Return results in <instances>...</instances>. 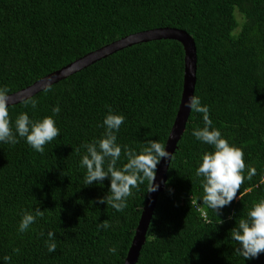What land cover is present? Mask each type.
Instances as JSON below:
<instances>
[{
	"label": "trees",
	"instance_id": "obj_1",
	"mask_svg": "<svg viewBox=\"0 0 264 264\" xmlns=\"http://www.w3.org/2000/svg\"><path fill=\"white\" fill-rule=\"evenodd\" d=\"M159 26L193 36L195 96L209 106L213 127L243 149L245 179L219 216L202 203V178L195 169L212 147L192 136L204 124L202 114L191 111L136 264H264V252L245 261L230 238L236 223L264 198V0H0V87L19 91L104 44ZM184 70L181 42L153 40L79 69L49 85L51 91H38L27 98L37 100L35 109L24 105L26 99L9 105L14 126L22 112L41 119L59 104L60 134L44 153L24 138L0 143V264L124 263L147 181L133 189L123 211L99 203L110 180L84 185L81 145L103 134L109 108L126 117L118 143L137 151L149 140L166 144ZM123 163L122 153L117 166ZM249 166L256 170L250 179ZM38 207L44 215L19 232L23 213ZM104 220L111 224L107 230L97 227ZM49 230L56 235L52 253ZM5 255L11 256L7 262Z\"/></svg>",
	"mask_w": 264,
	"mask_h": 264
},
{
	"label": "clouds",
	"instance_id": "obj_2",
	"mask_svg": "<svg viewBox=\"0 0 264 264\" xmlns=\"http://www.w3.org/2000/svg\"><path fill=\"white\" fill-rule=\"evenodd\" d=\"M45 91H51V86ZM8 96L9 89L6 86L0 87V143L15 145L19 142V138H24L32 149L44 153L45 145L60 134V128L55 119L61 112L59 104L53 106L52 115L41 119H34L27 112H22L13 126L9 117ZM23 103L26 107L31 104L33 109L37 106V100L34 98L26 99ZM184 106L190 111L202 114L204 126L193 129L192 136L203 144L211 146L212 150L202 154L195 169V176L202 178V203L219 216L220 210L237 198V192L244 182L243 173L246 168L244 151L241 147L230 143L219 128L213 127L209 106L203 104L198 96L190 95L184 101ZM125 119L122 113L114 112L109 108L101 125L104 129L103 134L81 145V148L85 150V154L80 159V167L86 170L84 185L93 183L103 185L104 180L109 179V190L106 195L99 198V203H106L107 207L110 206L116 211H123L127 207L128 198L133 195V189H138L145 181H147L148 195L149 192L157 191L159 184L154 181L158 164L162 159L174 158L173 154L167 150L166 144L157 140H149L140 151L127 144L118 143L117 134ZM76 151L79 154L80 149ZM122 153L126 157V163L118 167ZM255 171V168L249 166L247 178L250 179ZM95 194L100 196L101 191L98 190ZM43 215L44 212L40 207L34 211L24 212L18 231L21 233L28 231L30 226L36 223L37 218ZM221 223L223 220L220 218L217 224ZM97 227L107 230L111 224L104 220ZM47 236L48 252H55L57 249L55 232L49 230ZM230 238L236 242L237 254L245 261L258 258L264 252V198L254 203L247 212L246 218L236 223L231 229ZM14 251L18 250L14 249ZM108 251L115 254L117 249L110 246ZM2 259L7 262L11 256L5 255Z\"/></svg>",
	"mask_w": 264,
	"mask_h": 264
},
{
	"label": "water",
	"instance_id": "obj_3",
	"mask_svg": "<svg viewBox=\"0 0 264 264\" xmlns=\"http://www.w3.org/2000/svg\"><path fill=\"white\" fill-rule=\"evenodd\" d=\"M160 39H174L183 44L185 50V70L183 92L180 105L172 125L171 131L166 141L167 150L174 154L178 148V143L186 129L187 120L191 111L184 106V101L190 95L195 96V87L197 79V48L193 36L186 30L170 27L159 26L141 31L132 32L124 37L111 41L103 46L88 52L82 57L73 61L70 65L65 66L39 80L33 84L13 93L8 96L9 105L25 100L47 86L58 82L62 78L78 71L79 69L88 67L96 61L107 57L124 48L135 44L149 42ZM76 67V68H74ZM171 158L162 159L157 166L156 178L154 183L159 184V189L155 192H149L148 198L145 201L143 211L136 227L132 243L128 249L126 258L123 264H136L140 256L143 245L146 241V233L151 223L154 214L158 197L165 190L167 181V172L170 166Z\"/></svg>",
	"mask_w": 264,
	"mask_h": 264
},
{
	"label": "rangeland",
	"instance_id": "obj_4",
	"mask_svg": "<svg viewBox=\"0 0 264 264\" xmlns=\"http://www.w3.org/2000/svg\"><path fill=\"white\" fill-rule=\"evenodd\" d=\"M74 68H76V67H74Z\"/></svg>",
	"mask_w": 264,
	"mask_h": 264
}]
</instances>
